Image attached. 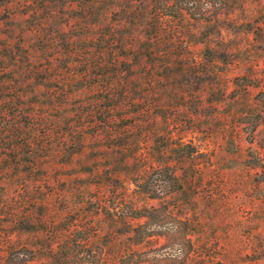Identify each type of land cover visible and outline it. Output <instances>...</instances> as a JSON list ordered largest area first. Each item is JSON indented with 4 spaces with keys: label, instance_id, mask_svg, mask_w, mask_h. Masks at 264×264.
<instances>
[{
    "label": "rangeland",
    "instance_id": "1",
    "mask_svg": "<svg viewBox=\"0 0 264 264\" xmlns=\"http://www.w3.org/2000/svg\"><path fill=\"white\" fill-rule=\"evenodd\" d=\"M188 5L191 13L177 29L186 37L188 62L199 65L171 86L170 92L182 99L168 111L158 110L168 112L171 120L142 117L139 144L130 148L113 147L107 138L90 139L86 153L70 163L53 158L44 128L28 133L33 121L28 114L37 112L41 120L48 113L64 116L67 110L50 109L49 88L29 83L25 56L0 61V68H14L0 72V110L8 113L0 116V125L16 122L26 130L11 138L0 135V242L27 246L35 256L29 264H58L72 253L70 246L82 255L90 251L94 264L100 255L104 264L132 259L264 264V0H193ZM66 10L75 16L82 10L80 0H0L1 52L5 44H19L11 31L29 32L54 14L43 32L48 38L45 56L39 49L36 57L55 56L64 66L69 61L64 41L54 31ZM37 39L29 33L22 44L38 50ZM212 51L222 59L211 62ZM153 89L140 85L139 92ZM93 97L100 95L84 94L71 108ZM169 134L173 142L193 140L205 155L198 165H183L180 172L190 179L184 189L168 191L161 181L160 197L152 198L130 181L126 172L134 165L125 169L122 161L143 152L149 159L142 163L155 156L158 168L171 160L159 153L171 141ZM150 207L156 208L150 219L131 217L133 210ZM140 224L141 232L152 235L137 244L133 228Z\"/></svg>",
    "mask_w": 264,
    "mask_h": 264
},
{
    "label": "trees",
    "instance_id": "2",
    "mask_svg": "<svg viewBox=\"0 0 264 264\" xmlns=\"http://www.w3.org/2000/svg\"><path fill=\"white\" fill-rule=\"evenodd\" d=\"M192 1L80 0L82 10L75 16H71L69 10L63 12L60 15L63 22L54 31L58 34L57 40L64 41L66 59L69 60L64 66L57 63L59 58L55 56L48 55L44 60L41 59L42 55L40 58L36 57L39 49H42L45 56L47 45L43 44L48 38L43 32L55 18L54 14L43 18L29 32L11 31L19 44L15 47L11 44L3 45L5 53L0 50V61L8 57L17 59L25 56L30 63L27 70L32 75L29 83L35 88L39 85L49 88L50 109L67 110L64 116L54 117L52 113H48L41 120L37 112L29 113L33 121L27 126L28 133L37 132L39 127H43L50 155L59 161L65 159L64 163H70L77 155L86 153L90 139L107 138L112 141L113 147L130 148L135 143L139 144L136 132L145 121L142 117L158 122L159 117L163 116L166 121H170L168 112L161 114L158 110L168 111L175 101L182 99L180 94H176L177 91L170 92V88L175 83H180L178 79L181 76L199 65L197 61L188 62L185 54L189 50L185 43L186 37L177 29V24H183L191 13L188 4ZM68 3L71 5V1ZM32 15L37 13L33 12ZM29 33L38 37V50H29L22 44ZM210 58L211 62L216 58L222 59L220 54L213 51ZM78 66L81 69H77ZM12 69L14 68H0V72ZM15 72L21 74V70ZM140 85L154 89L139 92ZM84 94H99L100 97L91 98L87 104L78 102V108H71L75 99ZM0 111V116L8 115L4 109ZM22 125L24 124L16 122L0 125V135H6V138L22 135L26 132ZM152 131L154 133L155 130ZM169 137L171 141L159 153L171 155V160L164 161L158 168L155 166V156L150 157L149 163H142V159H149L143 152L125 156L122 161L125 169L130 170V166L134 165L132 171L126 172L130 181L152 198L160 197L161 181H165L168 191L184 189L190 179L181 174L183 165H198L199 158L205 155L193 140L185 143L179 137L178 142H173L174 136L169 134ZM210 162L208 158L207 163ZM117 176L122 177V174ZM155 210L154 207L146 208L143 212L133 210L131 217L150 219ZM142 225L133 228L136 232L134 236L138 237L137 244H142L152 235L151 231L141 232ZM90 241L91 237L86 238L83 245L88 246ZM70 249L72 253L57 260L58 264H94L91 256L89 257L90 251L83 250L82 255L72 249V246ZM32 253L34 252L27 246L16 247L10 240L4 244L0 242V264H29L35 260ZM96 259L95 264H104L101 255ZM122 264L150 262L132 259L123 261Z\"/></svg>",
    "mask_w": 264,
    "mask_h": 264
}]
</instances>
